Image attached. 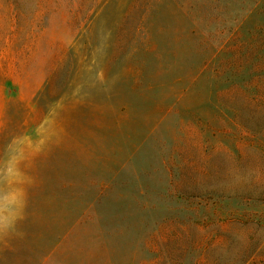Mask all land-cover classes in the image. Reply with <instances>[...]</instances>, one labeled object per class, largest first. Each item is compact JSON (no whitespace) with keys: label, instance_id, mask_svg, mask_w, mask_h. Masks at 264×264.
<instances>
[{"label":"rangeland","instance_id":"obj_1","mask_svg":"<svg viewBox=\"0 0 264 264\" xmlns=\"http://www.w3.org/2000/svg\"><path fill=\"white\" fill-rule=\"evenodd\" d=\"M6 146L30 187L0 264H264V0H0Z\"/></svg>","mask_w":264,"mask_h":264},{"label":"clouds","instance_id":"obj_2","mask_svg":"<svg viewBox=\"0 0 264 264\" xmlns=\"http://www.w3.org/2000/svg\"><path fill=\"white\" fill-rule=\"evenodd\" d=\"M30 180L26 154L0 153V240L22 235L19 226L27 219Z\"/></svg>","mask_w":264,"mask_h":264},{"label":"trees","instance_id":"obj_3","mask_svg":"<svg viewBox=\"0 0 264 264\" xmlns=\"http://www.w3.org/2000/svg\"><path fill=\"white\" fill-rule=\"evenodd\" d=\"M156 131V127H153V130L151 129V134H154ZM138 146L137 147H132L131 151L129 152L128 156H127V163L130 162V159L131 157L136 153V150H137ZM142 173V172H141ZM136 174V176L139 178V176L142 174ZM136 176H133L132 178H127L125 179L124 182V185L128 188H130L131 185H134V190L131 192V193H123V195H119L118 199L116 201H125V200H138V199H141L142 197H144V195H146V191L144 189H138L137 185H138V179ZM127 188V189H128ZM100 197V196H99ZM98 197V198H99ZM100 199L99 200L97 199L96 201L93 200V202L91 203V206L89 209H79L75 212V219L74 221L71 223V225L66 228H64L63 230H59L58 232V238L59 239H62V238H65L69 235H72L73 233L75 234H80L82 235L83 232H82V229L84 227L85 224H87V221L90 220V219H93L92 216L90 215L91 211H93L95 209V204L99 203L100 202ZM148 205V203H145V202H142L141 204V207L139 208L140 211L141 210H146L148 207L146 206ZM120 213H119V217H120ZM120 225H122L123 227H125L124 224L120 223ZM161 229V228H159ZM158 229V230H159ZM120 231V229H118ZM112 231H115V230H110V233ZM154 233H152L153 235Z\"/></svg>","mask_w":264,"mask_h":264}]
</instances>
